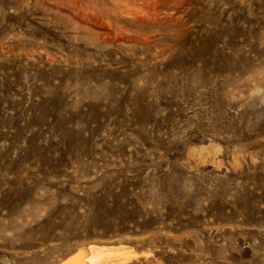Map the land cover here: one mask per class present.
<instances>
[{"label":"rangeland","instance_id":"1","mask_svg":"<svg viewBox=\"0 0 264 264\" xmlns=\"http://www.w3.org/2000/svg\"><path fill=\"white\" fill-rule=\"evenodd\" d=\"M157 1L0 0V264H264V0Z\"/></svg>","mask_w":264,"mask_h":264},{"label":"bare ground","instance_id":"2","mask_svg":"<svg viewBox=\"0 0 264 264\" xmlns=\"http://www.w3.org/2000/svg\"><path fill=\"white\" fill-rule=\"evenodd\" d=\"M183 1L184 0H177L175 2L176 6H177L176 8L180 9ZM157 2L159 3V5H161L162 3H165V2H162L161 0H158ZM166 2H167V0H166ZM161 6H163V5H161ZM157 14H158V12H157ZM154 19H153V21H154ZM159 20H160V18L156 19L154 21V23L158 22ZM132 22H134V21H132ZM135 23H140V21L135 20ZM154 23H152L150 25L153 26ZM137 35L141 36L140 33H138ZM137 38L139 39V37H137ZM156 42H158V38L155 41V43ZM25 44H27V43H25ZM152 44H154V42H152ZM139 63H141V62H139ZM134 255H135L134 252L129 247L123 246V245H120V246H116V245H113V246H90V247H86V248H81L76 253H74L72 256L68 257L67 259H65L64 261H62L59 264H124V263L130 261Z\"/></svg>","mask_w":264,"mask_h":264}]
</instances>
